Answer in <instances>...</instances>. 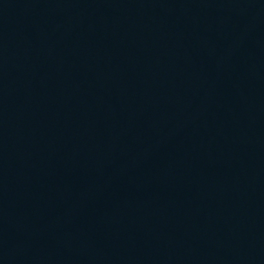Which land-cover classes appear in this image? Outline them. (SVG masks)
I'll return each mask as SVG.
<instances>
[{
    "label": "water",
    "instance_id": "1",
    "mask_svg": "<svg viewBox=\"0 0 264 264\" xmlns=\"http://www.w3.org/2000/svg\"><path fill=\"white\" fill-rule=\"evenodd\" d=\"M198 48L264 108V0H156Z\"/></svg>",
    "mask_w": 264,
    "mask_h": 264
}]
</instances>
